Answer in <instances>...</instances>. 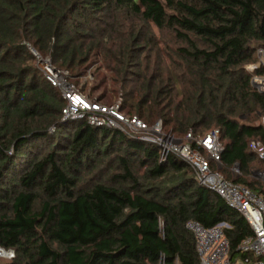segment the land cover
<instances>
[{
  "label": "trees",
  "instance_id": "trees-1",
  "mask_svg": "<svg viewBox=\"0 0 264 264\" xmlns=\"http://www.w3.org/2000/svg\"><path fill=\"white\" fill-rule=\"evenodd\" d=\"M119 14L173 44L133 27L118 48ZM259 48L264 0H0V247L14 251L8 264H200L188 220L225 222L229 255L241 257L249 225L185 159L85 116L64 118L66 100L37 62L76 77L96 49L121 109L147 124L161 119L183 140L217 128L222 151L211 168L264 199L249 178L256 163L264 168L250 148L264 145V90L251 81L264 76Z\"/></svg>",
  "mask_w": 264,
  "mask_h": 264
},
{
  "label": "built area",
  "instance_id": "built-area-1",
  "mask_svg": "<svg viewBox=\"0 0 264 264\" xmlns=\"http://www.w3.org/2000/svg\"><path fill=\"white\" fill-rule=\"evenodd\" d=\"M259 61L264 64V51H256ZM40 69L51 85L58 87L62 97L66 100L63 114L73 111L75 117L85 116L88 123L98 126L117 128L129 134H134L142 140L157 142L163 156L167 151L173 152L185 159L200 185H204L216 192L224 202L236 210L249 225L252 234L245 237L238 247L241 257L231 258L228 252V241L224 236L225 222L212 227H204L195 220H188L185 228L195 239V251L200 264H264V199L240 184L226 179L219 171L210 166V162L220 163L222 144L219 140V130L211 129L202 137H192L186 134L184 142L165 134L159 138V123L148 125L136 115H129L121 109L120 102L107 105L99 102L91 103L75 85L68 81L67 71L57 69L46 60H40ZM254 66H248L252 69ZM253 85L258 90L264 89L263 77L253 76ZM72 110V111H70ZM264 125V116L261 119ZM194 144V145H193ZM250 148L258 153L264 162V145L257 140L250 142ZM237 174L236 166L232 168ZM264 177V168L260 171Z\"/></svg>",
  "mask_w": 264,
  "mask_h": 264
},
{
  "label": "rangeland",
  "instance_id": "rangeland-1",
  "mask_svg": "<svg viewBox=\"0 0 264 264\" xmlns=\"http://www.w3.org/2000/svg\"><path fill=\"white\" fill-rule=\"evenodd\" d=\"M114 25H115V27H121V28H119L118 32H115L112 35V36H115L114 37V39L116 38L115 40H118V44H117L118 48L121 47V45L123 43L120 38H125L127 35V31H130L131 29H133V27H143L142 28V36L143 37L144 36L147 37L149 34H152L157 39L166 40L169 45L173 44V41L170 40L167 33L158 31L152 25H141L136 19H130L129 17H126V15H124V14H119L116 17V22H114ZM95 27H105V26H104V24H100L99 26H95ZM93 37L95 38V40H97L100 37V34H99V32H97V30H95V32L93 33ZM142 44H143L142 42L137 43V45H142ZM87 46H88V42H86V44H85V49ZM163 48L167 49L164 46H163ZM96 49L93 50V54H91V57L86 62L82 63L80 65V67L77 69L78 70L77 72L80 73V74H78V76L73 77L69 74V72H67V76L69 77V78H67V80L72 82L75 85V87L77 89H79L80 92L85 96L86 100L91 102V103L99 102V103H106L107 105H110V104H113V103L118 102V101L120 102L121 100L119 97H114V96L110 97V94L108 92V88L110 87L109 86V79H110V77H113V72L110 70V68H108L107 71H105L100 66L102 54L97 53L98 51ZM30 50L33 52L32 49H30ZM45 60L49 61L47 58ZM37 66L40 69L39 62H37ZM60 70H62V69H60ZM74 71L75 70H73L72 72L74 75H76L77 73ZM263 79H264V76H263ZM70 111H72V110H70ZM123 112H125V110H123ZM74 115L75 114H73V111H72L69 114L64 115V118L74 119V118H76ZM157 122L159 123L158 134H159L160 139L163 138L165 136V134H169L170 136H173L174 138L179 139L181 142H184L182 136H174L168 130L167 127H164L161 119L154 120L153 122H151L148 125H154ZM212 129H214V128H212ZM153 143L158 145V143L156 141ZM168 152H170V151H167L166 153H168ZM166 153L163 154V157ZM260 166H261V162L256 163V166H254L249 178L252 181L260 182L261 185H263V187H264V177H262L261 175H258V172L260 171ZM4 250L7 251L9 249H4ZM9 251H11V253L5 254V255L2 254L0 251V264H8L9 262L12 261V259H14V251L13 250H9Z\"/></svg>",
  "mask_w": 264,
  "mask_h": 264
},
{
  "label": "water",
  "instance_id": "water-1",
  "mask_svg": "<svg viewBox=\"0 0 264 264\" xmlns=\"http://www.w3.org/2000/svg\"><path fill=\"white\" fill-rule=\"evenodd\" d=\"M178 141H179V139H178ZM236 167H237V166H236ZM258 175H260V172H258ZM9 250H12V249H9ZM9 250L5 251L4 248L0 247V251H1V253L4 254V255H5V254H10L11 251H9Z\"/></svg>",
  "mask_w": 264,
  "mask_h": 264
}]
</instances>
